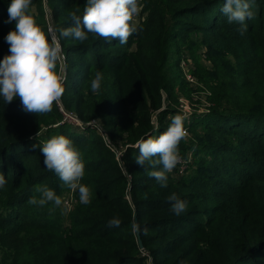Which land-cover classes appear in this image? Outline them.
Wrapping results in <instances>:
<instances>
[{
	"label": "trees",
	"instance_id": "obj_1",
	"mask_svg": "<svg viewBox=\"0 0 264 264\" xmlns=\"http://www.w3.org/2000/svg\"><path fill=\"white\" fill-rule=\"evenodd\" d=\"M154 1L141 0L143 30L126 44L91 33L84 42L59 38L66 58L62 109L54 103L51 112L37 115L25 111L19 97L6 104L0 96V174L6 179L0 188V264H264V0H249L253 18L245 20L243 35L241 24L229 23L221 11L225 0ZM86 2L32 0L31 10L46 35L52 25L59 37L60 29L73 26L70 13L82 16ZM10 3L0 0V60L10 54L5 37L15 29V21L7 22ZM194 44L206 47L220 85L211 111L192 113L184 126H202L217 137L191 149L200 156L192 169L188 154H180L184 172L178 163L161 187L149 175L154 169L136 163L137 145L170 125L165 119L175 113L169 103L178 82L170 73L172 51ZM97 71L103 81L93 93ZM222 79L247 90L223 93ZM92 120L123 152L121 161ZM59 135L80 150L85 173H91V203L82 204L71 225L55 219L60 207L51 202L28 203L41 198L37 188L60 196L66 187L45 167L40 150ZM172 193L188 202L180 215L171 211ZM114 218L119 227L109 226Z\"/></svg>",
	"mask_w": 264,
	"mask_h": 264
},
{
	"label": "clouds",
	"instance_id": "obj_2",
	"mask_svg": "<svg viewBox=\"0 0 264 264\" xmlns=\"http://www.w3.org/2000/svg\"><path fill=\"white\" fill-rule=\"evenodd\" d=\"M32 0H11L8 7V23L15 21V29L5 37L9 44V55L0 60V96L6 104L19 97L23 109L37 115L52 111L53 104L59 105L65 92L64 74L65 56L59 38H72L84 42L88 34H94L109 42L118 41L126 44L133 34L143 29L137 22L143 9L141 0H87L83 15L70 13L73 26L59 30V37L46 35L32 13ZM221 11L228 22L241 24L240 34L247 30L246 19L253 18L249 0H225ZM103 74L99 71L91 80L93 93L101 89ZM186 117L176 115L167 130L158 137H149L139 142V155L136 163L144 168L154 169L149 172L161 187H167L168 174L180 162L179 145L188 139L189 133L184 126ZM37 145H33V148ZM44 165L55 172L64 186L78 191L79 202L90 204L92 189L81 183L85 176V164L82 153L73 142L64 135L53 136L40 146ZM158 169V170H155ZM6 179L0 174V188ZM41 198L31 197L29 204L40 207L51 202L54 207H61L62 198L54 190L37 188ZM171 211L180 215L187 210L188 202L177 198L175 193L169 196ZM121 221L114 218L110 227H119ZM139 230L138 225H133ZM146 233V229L144 230Z\"/></svg>",
	"mask_w": 264,
	"mask_h": 264
},
{
	"label": "rangeland",
	"instance_id": "obj_3",
	"mask_svg": "<svg viewBox=\"0 0 264 264\" xmlns=\"http://www.w3.org/2000/svg\"><path fill=\"white\" fill-rule=\"evenodd\" d=\"M159 1L160 0H155L154 2L158 3ZM146 14V12L144 13L143 11H141L140 15L136 17V20L139 24L142 22V20H144ZM50 22L52 23L51 19ZM49 30L52 35H56L52 25H50ZM205 52L206 47H204L203 44H194L191 48L189 47V45H181L180 49L176 47L173 48L170 58V62L172 63L170 73L177 78L178 82L176 88V100L173 102L170 101V103L169 100L165 101V104L169 103L171 108L175 110V113H170L167 115L165 119L166 124H168V122H171L172 118L176 115H182L187 118V116L191 113L205 114L207 112H210L211 108L214 107V99H217V96L214 95V91L219 88L220 81H217L214 64L210 59L206 57ZM177 60L179 61V64L176 66L175 62ZM65 65L66 64L64 61V74ZM222 81L223 89L221 91L223 93H231L235 91L245 92L247 90V87H242V84L234 79H222ZM179 83L180 85H183V87H179ZM59 105L62 109V104L60 103ZM186 110L192 112H186ZM157 114L158 112L153 115L155 126L158 125ZM66 117L75 125L78 124L79 127H84L83 124H79L77 122L78 120H74V114L66 113ZM185 128L188 127L185 126ZM97 129L100 131L98 132L103 136L102 128L97 127ZM187 131L189 133L188 139L186 141L180 142L179 146H181V148H179V153L181 154V156L188 154L187 161L188 164L192 162V165L190 167V169H192L194 166H197V161L200 156L197 157V154L191 152V149H198L199 144L213 142L216 139L217 135L207 132L203 129L202 126L195 127L191 130L187 129ZM105 142L112 151L116 152V158L121 161V155L123 152L118 149V145L116 146L115 144H112L110 139L108 140L107 138H105ZM108 156L109 158H115L113 155ZM183 159L186 160L185 158ZM179 164L181 163L179 162ZM185 168L186 165L181 164L179 172H184ZM128 176L130 177V175ZM90 177L91 173H85V176L81 181V183L88 186L89 188H91ZM60 197L62 198L64 203L60 207L59 218L56 217L55 219H58L59 223L61 224L71 225L73 223L72 219L77 218L78 212L82 208V203L79 202V193L78 191H72L69 188L65 187ZM2 229L0 228V231ZM11 244L12 242L8 243V246H10ZM0 250L2 251L3 248L0 247ZM2 259H4V257H2Z\"/></svg>",
	"mask_w": 264,
	"mask_h": 264
},
{
	"label": "built area",
	"instance_id": "obj_4",
	"mask_svg": "<svg viewBox=\"0 0 264 264\" xmlns=\"http://www.w3.org/2000/svg\"><path fill=\"white\" fill-rule=\"evenodd\" d=\"M186 112H192V111H188V110H186ZM191 115H192V113H191L190 115H188L189 117L187 116V118L189 119V118L191 117ZM72 118H74V117H72ZM74 120H78L77 122H78L79 124H83L81 121L79 122V119H77L76 117L74 118ZM89 124H94V125H96L98 128H100V125H99L95 120H92V122H90ZM186 129H187V128H186ZM103 136L109 140L108 135H107L105 132H103ZM180 162H182V159L180 160Z\"/></svg>",
	"mask_w": 264,
	"mask_h": 264
},
{
	"label": "water",
	"instance_id": "obj_5",
	"mask_svg": "<svg viewBox=\"0 0 264 264\" xmlns=\"http://www.w3.org/2000/svg\"><path fill=\"white\" fill-rule=\"evenodd\" d=\"M75 117H77V116L75 115ZM77 118H78V117H77ZM78 119H79V118H78ZM79 120H80V119H79ZM135 225H138V222H137V221H135ZM136 236H137V241H138V245H139V247H140L141 249H144V243H143V240H142V238H141V236H140L139 231H137Z\"/></svg>",
	"mask_w": 264,
	"mask_h": 264
}]
</instances>
